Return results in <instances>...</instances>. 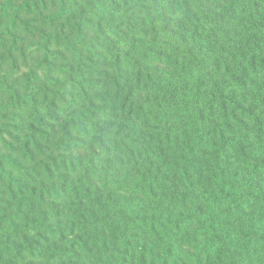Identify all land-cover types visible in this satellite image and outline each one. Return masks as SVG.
I'll return each mask as SVG.
<instances>
[{
  "label": "trees",
  "instance_id": "obj_1",
  "mask_svg": "<svg viewBox=\"0 0 264 264\" xmlns=\"http://www.w3.org/2000/svg\"><path fill=\"white\" fill-rule=\"evenodd\" d=\"M0 264H264V0H0Z\"/></svg>",
  "mask_w": 264,
  "mask_h": 264
}]
</instances>
